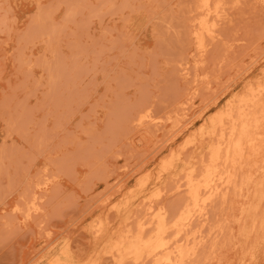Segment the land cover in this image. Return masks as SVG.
<instances>
[{"label":"rangeland","instance_id":"obj_1","mask_svg":"<svg viewBox=\"0 0 264 264\" xmlns=\"http://www.w3.org/2000/svg\"><path fill=\"white\" fill-rule=\"evenodd\" d=\"M209 6L0 0V264H116L123 228L177 220L185 174L217 141L210 119L264 99V0ZM228 186L178 219L198 242L183 264H264V238L238 233L247 199Z\"/></svg>","mask_w":264,"mask_h":264},{"label":"bare ground","instance_id":"obj_2","mask_svg":"<svg viewBox=\"0 0 264 264\" xmlns=\"http://www.w3.org/2000/svg\"><path fill=\"white\" fill-rule=\"evenodd\" d=\"M201 4L206 14L217 12L215 8H210L209 0H201ZM205 23L199 20L200 26H204ZM207 36H210V33ZM260 90L264 93V82ZM210 123L216 128L214 135H217V141L214 140L207 160L205 158L203 171L195 175L191 171L185 174L188 201L178 214L177 220L169 222L176 214L166 221L165 216L158 213L154 219L152 218L155 222L152 221L151 229L147 233L143 232L145 221H140L134 229L123 228L112 245V255L116 264H124L126 259L141 261L148 258H151V261L148 260L151 264H183L194 258L198 246L196 233L194 236V233H190L191 230L185 227L190 236L186 234L181 237L179 234H182L181 230L186 222L182 224L178 219L181 215L191 216L193 212L202 215L205 205L219 192L220 184L228 186L231 183L232 189L247 199L241 208L244 219L239 235L247 237L249 231H254L260 238H264V219L258 217L264 216V209L260 210V205L264 202V173L257 180L252 179L255 171H264V99L239 96L235 99V105L229 107L228 112L220 117H212ZM178 178L182 179L181 176ZM221 195L224 197L225 192ZM193 207L195 209L190 211ZM218 229L223 231L221 226H218ZM196 232L198 234V231ZM49 264L69 263L63 254V258L57 257Z\"/></svg>","mask_w":264,"mask_h":264}]
</instances>
